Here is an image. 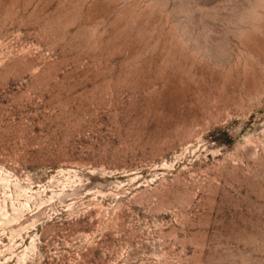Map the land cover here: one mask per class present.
Segmentation results:
<instances>
[{"label":"rangeland","instance_id":"1","mask_svg":"<svg viewBox=\"0 0 264 264\" xmlns=\"http://www.w3.org/2000/svg\"><path fill=\"white\" fill-rule=\"evenodd\" d=\"M0 264H264V0H0Z\"/></svg>","mask_w":264,"mask_h":264}]
</instances>
